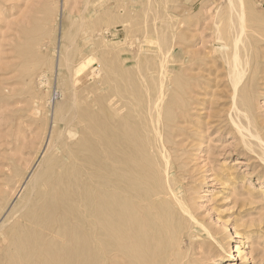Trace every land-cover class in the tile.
<instances>
[{
	"label": "rangeland",
	"instance_id": "rangeland-1",
	"mask_svg": "<svg viewBox=\"0 0 264 264\" xmlns=\"http://www.w3.org/2000/svg\"><path fill=\"white\" fill-rule=\"evenodd\" d=\"M242 10L234 91L214 49L235 33L228 0H0V264H102L84 206L107 181L100 135L127 116L144 177L185 200V262L264 264V0ZM159 94L166 175L147 119Z\"/></svg>",
	"mask_w": 264,
	"mask_h": 264
},
{
	"label": "bare ground",
	"instance_id": "bare-ground-1",
	"mask_svg": "<svg viewBox=\"0 0 264 264\" xmlns=\"http://www.w3.org/2000/svg\"><path fill=\"white\" fill-rule=\"evenodd\" d=\"M237 2L240 4L238 9L234 7L237 6L234 0H228L229 21L231 25L234 24L235 26V33L232 34L230 48L228 49L223 43L214 46V49H218L220 52L230 50L229 62L231 63V81L234 91L242 82L248 64L246 59L241 56L243 48L240 47L244 42L245 20L242 0H237ZM245 38L247 37L245 36ZM216 39L218 42L223 40L220 36ZM89 66L90 61L83 63L78 71L75 72V78ZM96 73H99V71ZM72 80L74 79L72 78ZM162 101L163 96L159 94L153 101L155 115H149L147 119L150 132L149 140L152 143L151 147L156 154L158 151L159 167L162 175L163 172L166 175L167 168L163 166V120L160 114ZM106 104L111 107L112 111L122 113L123 107L118 108L119 104H121L120 100L114 101L113 97H110L106 100ZM111 110L110 112H112ZM123 123H126L125 125L130 127L131 130L139 127L140 124L137 120H133L131 116H127L124 121L118 124L119 127H114L115 130L112 132H102L99 138L101 147L100 158L105 160L104 163L107 166H104V171L98 178L101 180L104 178L107 181H96L98 186L97 201L95 200L94 205L86 203L84 206L83 218L85 225L87 229L93 231L96 235V253L102 264H107L108 262L109 264H188L185 262L186 249L182 248V239L188 238L191 241V233L188 228L184 233L186 230V227L183 228L184 224H177L178 221H181L180 212H187V207L184 204L185 200L177 195L179 188L174 183L175 181L172 180L170 186L163 188V178L161 186L158 187V185H154L153 177L151 179L144 177L146 170L142 168L141 162L134 155L137 151L136 145L138 146L135 135L138 134L124 132L120 128L123 127L121 126ZM106 127L108 128V126ZM146 153L148 154V151ZM107 161L110 162L109 165ZM153 171L155 170L152 169ZM55 185L49 191L48 198L55 197L56 187L59 188L62 184L57 180ZM63 186L65 185L63 184ZM38 217L39 219L42 218L41 214H38ZM109 258H111V262L108 260Z\"/></svg>",
	"mask_w": 264,
	"mask_h": 264
}]
</instances>
